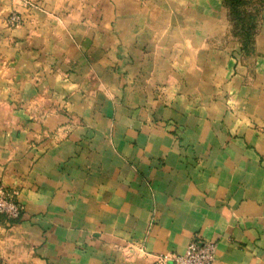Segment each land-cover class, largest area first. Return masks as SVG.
Here are the masks:
<instances>
[{"label":"crops","instance_id":"crops-1","mask_svg":"<svg viewBox=\"0 0 264 264\" xmlns=\"http://www.w3.org/2000/svg\"><path fill=\"white\" fill-rule=\"evenodd\" d=\"M0 184V264H264V7L0 0Z\"/></svg>","mask_w":264,"mask_h":264},{"label":"built area","instance_id":"built-area-1","mask_svg":"<svg viewBox=\"0 0 264 264\" xmlns=\"http://www.w3.org/2000/svg\"><path fill=\"white\" fill-rule=\"evenodd\" d=\"M19 17L13 15L9 18V24H19ZM24 211L23 206L17 201V194L6 189L0 184V216L6 220L15 221L20 219ZM215 245L204 241L199 237L190 241L182 255H167L158 257L157 264H213Z\"/></svg>","mask_w":264,"mask_h":264},{"label":"trees","instance_id":"trees-1","mask_svg":"<svg viewBox=\"0 0 264 264\" xmlns=\"http://www.w3.org/2000/svg\"><path fill=\"white\" fill-rule=\"evenodd\" d=\"M232 33L239 40L242 53H248L252 46L259 23V12L264 0H222Z\"/></svg>","mask_w":264,"mask_h":264}]
</instances>
